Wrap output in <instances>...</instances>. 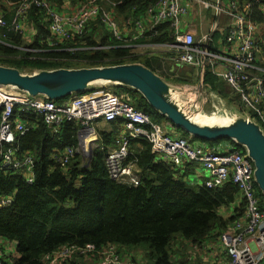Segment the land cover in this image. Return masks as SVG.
<instances>
[{
	"label": "trees",
	"instance_id": "16d2710c",
	"mask_svg": "<svg viewBox=\"0 0 264 264\" xmlns=\"http://www.w3.org/2000/svg\"><path fill=\"white\" fill-rule=\"evenodd\" d=\"M49 1L61 7L67 0ZM70 1L78 4L84 0ZM114 1H121L116 8L119 14L117 19H120L143 16L147 7L157 0ZM238 1L241 5L255 3L252 20L264 29V0ZM207 13L212 21H216L217 17L212 15L211 10ZM6 18L8 22L11 21V15L6 14ZM29 18L37 29L33 40H28L26 34L6 29L1 31L0 36L4 34L8 44L0 42V65L16 67L22 72L27 69L38 72L62 67L141 63L165 78L152 64L151 57L130 55L128 48L120 47L127 40L121 43L99 19L90 21L85 36L75 37L65 43V47L78 50L28 51L47 49L46 38L50 33L49 23H46L44 13L39 9L33 8ZM167 29L168 25H160L157 31L147 33L146 38L138 41L173 43ZM222 39L223 34L217 29L209 43V51L218 53ZM203 84L215 92L219 91L224 99H231L230 87L213 71L211 65L203 69ZM115 86V93L130 94L137 110L147 112L154 121L166 120V116L153 109L139 91ZM70 97L55 102L63 103ZM1 117L0 109V123ZM14 120L25 121L32 127L17 139L16 145L21 155L30 154L34 158L32 183L26 182L22 171L0 170V197H15L10 205L0 207V237L18 242L20 257L15 264H49L44 261L46 254L66 245L83 246L88 243L99 247L114 244L122 254L125 249H141L145 252L143 264H192L188 256L185 262L179 261L178 256L185 255L184 250L176 248L179 238L184 246L186 241L193 248L199 247L209 240H216L223 230L245 214L246 202L232 180L218 188L207 187L205 181L202 185L188 184L185 177L189 174L190 164L185 165L184 174L179 176L180 171L162 160L146 139H135L130 145V159L136 160L141 170L139 186L128 187L115 182L109 175L106 155L118 136V122H111V133H99L92 157L89 156L85 161L81 154H76L69 163L63 164L62 157L67 147L80 146L81 126L76 121L64 123L55 133L40 115L23 112L19 106L15 108ZM172 126L183 136H190L173 122ZM190 137L192 142L214 148L221 142L237 146L229 138L210 141ZM259 193L264 204V196L260 190ZM239 199L240 204L236 206L235 213L224 218L221 208H229ZM1 260L7 264L3 258ZM132 260L139 262L135 258ZM64 264L82 262L80 257L73 255ZM197 264L204 263L197 259Z\"/></svg>",
	"mask_w": 264,
	"mask_h": 264
},
{
	"label": "built area",
	"instance_id": "2783aa9c",
	"mask_svg": "<svg viewBox=\"0 0 264 264\" xmlns=\"http://www.w3.org/2000/svg\"><path fill=\"white\" fill-rule=\"evenodd\" d=\"M190 2L200 10L192 13L196 18L201 15V11L211 10L212 15L218 19L221 14H225L228 17L227 25L221 31L219 22L214 21L209 30L198 37L194 27L196 23L187 21L191 14ZM120 4L121 1L114 0H84L74 7L67 0L58 7L49 0H0V33L6 29L26 36V31H34L35 34L37 29L29 17L31 10L37 8L44 13L45 21L49 23L50 33L46 38L48 48L27 49L28 51L78 50L65 47V43L75 37L85 36L90 21L99 19L121 43L131 36L130 43L119 46L134 53L135 47L149 44L138 40L146 38L147 33L157 31L158 26L166 24L173 43L151 44L170 47L176 54L173 61L178 68L186 65L201 68L202 83L203 69L206 65H211L213 71L233 91L232 100L237 101L236 96L240 98V111L247 117L256 119L264 129V67L258 64L262 50L259 40L261 26L252 20L254 2L241 5L238 0H228L223 5L222 0H216V3H211L210 0H157L147 7L141 17L117 19L119 14L116 8ZM6 14L11 15L10 22L7 21ZM217 29L224 36L220 44L227 52H231L230 58L224 57L219 51L212 53L208 49ZM4 38V34L0 36V42L8 44ZM218 61L224 62L222 69H216ZM19 93L23 96H19ZM17 106L23 112L40 115L55 133L64 123L76 121L83 131L79 133L81 137L94 133V124L98 121H120L124 131L118 133L115 144L108 148L106 155L109 175L119 184L137 187L141 182V170L136 160L130 159V145L139 138L151 143L152 150L162 160L180 171L179 176L184 174L186 164L195 163L207 171L208 178L204 184L209 188L221 187L232 180L246 202V211L219 235L227 260L218 264H261L264 260V204L255 182V165L245 148L232 146L229 142L225 147L214 148L204 143L192 142L191 137L173 136L162 123L152 120L150 114L137 110L128 93L88 90L72 95L63 103H57L43 96H30L14 87L0 85V170L27 171V183L34 180V158L30 154L21 155L16 141L32 127L25 121L14 120ZM89 143L90 141L85 142L87 148ZM78 150L73 146L67 147L62 163H69L79 154ZM14 198V195L0 197V207L10 205ZM198 248L207 250L211 247L208 241ZM73 255L90 264H140L121 256L119 247L114 244L99 247L93 243L63 246L46 254L44 261L49 264H64ZM2 258L0 250V264H3Z\"/></svg>",
	"mask_w": 264,
	"mask_h": 264
},
{
	"label": "water",
	"instance_id": "95a60500",
	"mask_svg": "<svg viewBox=\"0 0 264 264\" xmlns=\"http://www.w3.org/2000/svg\"><path fill=\"white\" fill-rule=\"evenodd\" d=\"M113 83L139 91L150 106L166 116L190 136L204 140L232 139L246 149L255 165V182L264 196V129L254 118L240 110L224 107L217 115H206L194 110L181 97V92L170 81L141 63L113 66L43 69L22 72L16 67L0 65V85L11 86L30 96L58 100L90 89L96 83ZM200 115V118H196ZM214 117V119H212ZM83 131H80V134ZM88 144L90 157L92 143Z\"/></svg>",
	"mask_w": 264,
	"mask_h": 264
},
{
	"label": "crops",
	"instance_id": "0c3cea01",
	"mask_svg": "<svg viewBox=\"0 0 264 264\" xmlns=\"http://www.w3.org/2000/svg\"><path fill=\"white\" fill-rule=\"evenodd\" d=\"M223 3V1H222ZM227 3H223V5H226ZM190 8H191V14L190 17H188L189 22H195L194 27H195V31L197 33V36H201L204 32L209 30L210 25L214 22L210 19V15L209 13H205L204 14V23H201L200 25H197L198 19L192 14L194 13V7L192 5V3L190 2ZM223 8H226V6H223ZM208 12V11H207ZM216 18V21L219 22V27L222 31L223 27L225 26V24L228 21V17L225 14H221L219 19ZM207 20V22H206ZM205 26V28H203ZM218 51L220 53H223L224 57L230 58L231 57V52H227L225 51V47L222 48V50L219 49ZM174 56L167 54L165 57H161V58H156V59H151L152 60V64L155 66V68H157V70L159 71V73H161L164 77L166 75V77L168 78V81L172 82L174 81L175 84H173L175 87H177L179 89V91L181 92V97L185 100V102L192 107L194 110H198L201 112H204L206 115H217L220 114L223 110L224 107H227L229 109H236V110H240L239 106H237L238 101H234L232 100L233 97V91L231 90V99L227 98L224 99L221 95L220 92L217 91H213L210 88H207L204 86V84L202 83V78H201V68L197 67V66H189L186 65L183 68H178L177 63L173 61ZM168 61L169 65H171L170 67H166V62ZM225 61V60H224ZM258 64L262 67H264V63L262 61H259ZM224 65V62L218 61L216 64V69H222ZM165 68H166V72H165ZM169 68L171 69V71H169ZM196 70V79H194V72ZM169 71V72H168ZM183 78L181 79V81L179 80V78ZM197 80L198 85L199 86H194L193 83L194 81ZM221 80L223 82H225L222 78ZM226 83V82H225ZM205 88V90H203ZM19 96H23L22 93L18 94ZM231 101L232 105L235 106H231L228 107L229 105L227 103H229ZM118 122V133H121L124 131V127H122V123L119 121ZM95 132L89 134H85L83 135V137H80V142H86L87 138L91 135H93L94 137H92L91 140H94V138H99V133L102 132H106V133H111V131L113 130V127L111 125V122H105V121H98L95 123ZM167 128V127H166ZM117 133V134H118ZM173 136H177L175 134V131H173V128L171 129L170 132ZM117 136V135H116ZM90 140V141H91ZM97 143V142H96ZM226 145H229V143L227 142H221L218 146H223L225 147ZM190 165L188 166V172L190 174L195 173V163H189ZM24 176L26 177V175H28L29 173L27 171H25ZM208 176V173H206ZM203 174L199 175V178H202ZM208 177H203V182L206 181ZM202 182V183H203ZM240 201L236 202L233 206L226 208L223 207L221 208V215L224 218H229L230 216L233 215V213H235V208L236 206H239ZM209 245H210V249L208 248L207 250L205 249H200L197 247H195L194 249L196 250V252L194 253L195 255V259L194 261L197 263V259L200 262H203L204 264H218V263H224L226 262L227 258H226V253L224 251V248L222 247L219 237L214 240V241H210L209 240ZM209 247V246H208ZM7 249H11V240H8L4 237H0V250H1V254L3 256H7ZM6 250V252L4 251ZM133 250V249H132ZM135 250V249H134ZM129 251V249H125L124 250V255L126 257H124L125 259H129V257L126 255V253ZM90 263V262H89ZM195 263V264H196Z\"/></svg>",
	"mask_w": 264,
	"mask_h": 264
},
{
	"label": "rangeland",
	"instance_id": "374dc122",
	"mask_svg": "<svg viewBox=\"0 0 264 264\" xmlns=\"http://www.w3.org/2000/svg\"><path fill=\"white\" fill-rule=\"evenodd\" d=\"M210 1H211V3H216V0H210ZM73 6L75 7L76 4H73ZM193 9L197 10V11L199 10L198 6L194 7ZM199 12H200V10H199ZM205 13H207V11H201V15L197 17V19H198L197 25H200L201 22L203 24H205L204 23V14ZM206 22H207V20H206ZM226 25H227V23L225 24V26ZM203 28H205V26ZM263 30H264L263 28H261V27L259 28V40H260V44H261V48H262L260 57H261V61L264 63ZM26 33H28L26 38L28 40H33L34 35H35L34 31H26ZM223 33H225V30H224ZM130 39H131V36H129L126 39L127 40L126 43H130L131 42ZM223 39H224V36H223ZM222 48H223V45H220V49L221 50H222ZM225 51H226V49H225ZM167 54H170L172 56L176 55L174 52H172L170 47L153 45L151 43L142 44L140 46H137V47L134 48V53H130V55H134V56L147 55V56L151 57V59L165 57ZM165 66L166 67H171V65H169L168 61L166 62ZM189 66H195V65H189ZM25 72L30 73V72H33V71H31L30 69H27ZM194 74H195L194 75V79H196V70H195ZM165 79L168 80V78L166 76H165ZM171 83L175 84L174 81H172ZM193 85L194 86H199L197 80L194 81ZM115 87L116 86L113 83L103 82V83H96V84L91 85V89H89V90H91L92 92H100V91L115 92L114 91ZM203 90H205V88ZM236 99H237L238 103L240 104L241 103L240 98L236 96ZM227 104L229 105L228 107L235 106V105H232L231 101L229 103H227ZM237 106H239V105L237 104ZM160 123H162L165 127H167L166 129L169 130L170 132H171V129L174 128L172 126V122L168 118H166V120L164 118V120H161ZM94 126H95V124H94ZM173 131H175V130L173 129ZM175 134L177 136H183L181 134V132H176L175 131ZM96 146H97L96 142H93L92 143V147L95 148ZM78 148H79V150H78L79 154H81L84 157V160L86 161L88 159V157L90 156V154H89V151H88V149L86 147L85 142H82ZM206 173H207V171L204 170L201 165L197 164V165H195V173L187 175L185 177V179H186L188 184H191V185H202V182L204 180L203 177H208ZM200 174H203L202 178H199ZM260 198H261V195H260ZM239 201H240V199L238 200V202ZM181 241H182V239L179 238L178 241H177L176 248L180 247L182 250H184L185 255L178 256L179 261L180 262H185L187 260V256H188L189 261L192 260V264H195L196 262L194 261V259H195L194 253L196 252V250L192 246H189L186 243V241H185L186 246L182 245L180 243ZM11 248L13 250H11V249L8 250L7 249V252H6V250H4L7 253V256H3V259L7 262V264H15L18 261L19 257H20L19 253H18V242L11 240ZM126 255L129 257V261L132 258H135V259H137L140 262V264H143V261L145 259V252L143 250H141V249L129 250L126 253ZM81 262H82V264H90L89 262H87V260H81ZM261 264H264V260L262 261Z\"/></svg>",
	"mask_w": 264,
	"mask_h": 264
},
{
	"label": "bare ground",
	"instance_id": "6f19581e",
	"mask_svg": "<svg viewBox=\"0 0 264 264\" xmlns=\"http://www.w3.org/2000/svg\"><path fill=\"white\" fill-rule=\"evenodd\" d=\"M214 117H215V116H213L212 119H214ZM196 118H200V115H197ZM92 137H94V136H93V135L89 136V137L87 138V140H86V143H88V142L92 139ZM119 254H120L121 256H123V257H126L124 254H122V253L120 252V250H119Z\"/></svg>",
	"mask_w": 264,
	"mask_h": 264
}]
</instances>
